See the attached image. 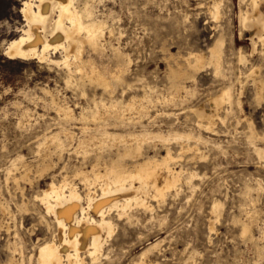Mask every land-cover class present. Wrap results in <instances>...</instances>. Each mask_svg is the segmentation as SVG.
Here are the masks:
<instances>
[{"label":"rangeland","instance_id":"374dc122","mask_svg":"<svg viewBox=\"0 0 264 264\" xmlns=\"http://www.w3.org/2000/svg\"><path fill=\"white\" fill-rule=\"evenodd\" d=\"M250 1L222 0L221 16L215 19L209 10L213 0H93L95 14L115 33L109 37L107 32L104 55L88 47L85 56L97 58L96 63L107 74L122 63L128 65L119 77L111 78L114 86L108 87L82 78L80 72H74L73 81L67 82L70 71L62 65L40 62L37 58H10L5 46L22 32L26 21L21 11L22 0H0V264L14 254L21 258L19 251L12 250V240L22 243L27 261L30 254H37L42 242L54 236L55 219L34 195L53 178L60 179L66 173L72 176L78 167L87 169L95 156L93 151L83 161L71 149L61 160L52 145L46 158L54 167L41 176L36 172L42 134L60 129L61 124L49 103L50 95L43 88H51L58 101L68 102L78 114L79 105L86 106L95 99L126 101L151 90L153 101L148 102L147 109L127 113L125 122L118 123L120 126L114 124V117H108L105 123L112 124L109 130L191 129L208 140L196 151L204 157L190 159L194 152L186 154L188 163L184 164L195 166L199 175L192 183L182 182L177 195L172 190L163 202L150 197L153 209L134 207L131 218L113 214L115 230L95 264H132L156 240L160 241L158 247L145 257L154 264H183L187 258L190 264H264V256L258 258L254 242L241 236L246 212L253 208L257 210L254 233L264 237V156L254 151L255 143L264 146V139L251 142L248 138V118L258 131L264 132V98L257 95L259 75L253 74V68L258 66L260 76H264V48L259 43L253 49L251 32L240 24L238 16ZM261 8L264 11V4ZM219 37L224 39L222 71L216 73L212 64L199 70L192 67L190 71L196 73L197 81L181 77L189 91H182L172 101L157 99L173 90L175 73L171 68H177L179 55L190 50L202 51L208 60L210 48ZM114 47L129 54V63L127 55L118 56ZM240 49L248 55L244 62L239 61ZM54 56L60 58V53ZM229 84L235 100L232 109L227 110L226 103L219 109L215 130L200 127L194 108L201 103L209 108L207 97ZM238 96L240 105L236 102ZM103 123L92 121L89 126L97 131ZM66 124L76 132L77 144L84 124L78 120ZM106 149L103 159L109 160L117 153L115 147ZM156 152L153 148L147 150L151 155ZM19 155L33 164V170L31 181L21 179L17 184L15 178L23 169ZM64 163L68 166L62 169ZM74 181L85 196L86 185L80 179ZM214 200L221 201L222 208L216 230L210 232ZM260 242L264 244V239ZM86 260L91 262L90 257Z\"/></svg>","mask_w":264,"mask_h":264},{"label":"bare ground","instance_id":"6f19581e","mask_svg":"<svg viewBox=\"0 0 264 264\" xmlns=\"http://www.w3.org/2000/svg\"><path fill=\"white\" fill-rule=\"evenodd\" d=\"M79 2L78 0H22L21 11L26 23L18 36L7 42L5 53L10 58H37L40 62L48 61L62 65L70 71L66 78L67 82L73 81L74 72H80L82 78L113 87L111 78L119 77L128 65L120 63L121 65L115 71L107 74L104 72L105 69L103 70L96 63L97 58L89 57L91 54L87 58L85 52L89 47L95 52L100 50L101 54L105 53L108 43L107 32L111 37L115 29L98 18L94 11L93 0ZM221 3L222 0H213L212 7L209 9L215 19L221 16ZM262 4L264 0H251L238 15L240 24L251 32L250 39H252L254 50L257 49L259 43L264 48ZM223 46L224 39L217 38L210 48L208 60L202 51L190 50L184 55L180 54L177 68H171V71L175 73L173 90L169 94L158 96L157 99L172 101L182 91H189V87L187 88L181 77L197 81L196 73L190 71L192 67L199 70L206 64H212L215 66L216 73L221 72L224 65ZM114 49L118 56L127 55L129 63L128 53L120 47H114ZM57 52L60 53V58L54 56ZM171 56L175 54L172 53ZM238 57L242 62L248 59V55L241 49ZM253 74L259 75L256 86L257 95L260 99L264 98V76H260L258 66L253 68ZM43 89L47 96L50 95L49 103L56 110L61 124L60 129L42 134L38 148L40 157L35 165L36 172L41 176L54 167L55 164L46 158L52 150V145H55L54 151L61 160L64 153L71 149H73L71 153L81 155L84 158L83 161L93 151L95 156L87 169L78 167L73 170L72 176L66 173L61 175L60 179L53 178L48 181L45 188L40 189L41 191L34 195L41 200L46 213L54 217L57 226L56 233L51 239L42 242L38 246L37 254H30L27 261L22 243L12 240V250L19 251L21 258H16L14 254L5 264H26V262L28 264H95L106 241L115 230L116 223L113 214L116 213L120 217L126 215L131 218V211L134 207L153 209L150 197L163 202L172 190L177 195L182 182L192 183L193 179L199 175L195 166L184 164V162L188 163L186 154L194 152L190 159L204 157L205 155L198 156L196 151L200 149L201 143H207L208 140L202 133H196L191 129H171L167 132V129L162 131L147 127L141 130L129 129V131L109 130L112 124L105 123L108 117L110 119L114 117L117 120V123L110 121L115 125L119 122L123 124L127 113H139L147 109L148 102L153 101L151 90L142 95H133L126 101L95 99L93 103L88 102L86 106L79 105L81 111L78 114L75 107L68 102L58 101L51 88ZM207 101L210 104L209 108L201 103L194 108V111L199 117L200 127L210 131L215 130L213 125L224 103L228 104L227 110L232 109L235 101L233 87L231 84L221 87L218 92L210 94ZM236 102L239 105L242 103L240 96ZM74 120L84 124L77 144L74 142L76 132L69 129L67 124L65 125V122ZM92 121L98 124L104 123L99 125L101 128L95 127L97 131H92L89 126ZM248 128V138L251 142L254 139H264V132L258 131L249 118ZM254 146V151L259 156H264V146L256 143ZM111 147L117 149L116 155L114 157L112 155L109 160L108 158L103 159L102 152ZM150 148L157 152L152 155L148 154L147 150ZM159 149L164 152L160 153ZM17 158L21 159L23 167L20 175L15 178L17 184H20L21 179L31 181L30 172L33 170V164L24 160L22 155ZM127 158L130 160H126ZM67 166L65 164L62 169ZM8 174L11 173L8 172ZM71 177L80 179L79 182L82 181L86 185L85 196L79 190L81 187L79 188ZM221 208L222 202L214 200L211 209L214 216L209 218L210 232L216 230L215 223L219 219ZM3 209L6 208L3 207ZM246 214L247 219L241 225V236L254 242L258 258H262L264 244H261L260 240L264 237H258L254 233L257 210L251 208ZM159 242V240L152 241L140 252L138 259L132 264H154L145 257L158 247ZM88 257L91 258V262L86 260ZM183 264H190L188 258Z\"/></svg>","mask_w":264,"mask_h":264}]
</instances>
